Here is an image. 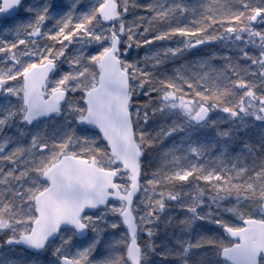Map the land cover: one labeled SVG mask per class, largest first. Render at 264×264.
<instances>
[{
    "label": "snow or ice",
    "instance_id": "obj_1",
    "mask_svg": "<svg viewBox=\"0 0 264 264\" xmlns=\"http://www.w3.org/2000/svg\"><path fill=\"white\" fill-rule=\"evenodd\" d=\"M0 264H264V0H0Z\"/></svg>",
    "mask_w": 264,
    "mask_h": 264
}]
</instances>
